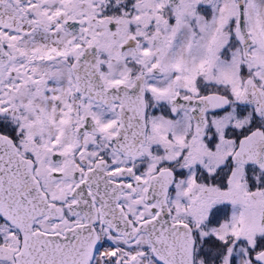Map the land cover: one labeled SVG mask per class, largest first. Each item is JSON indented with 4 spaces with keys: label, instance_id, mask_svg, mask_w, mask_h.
<instances>
[{
    "label": "snow or ice",
    "instance_id": "obj_1",
    "mask_svg": "<svg viewBox=\"0 0 264 264\" xmlns=\"http://www.w3.org/2000/svg\"><path fill=\"white\" fill-rule=\"evenodd\" d=\"M0 264H264V0H0Z\"/></svg>",
    "mask_w": 264,
    "mask_h": 264
}]
</instances>
